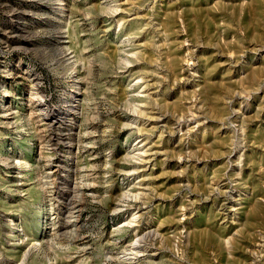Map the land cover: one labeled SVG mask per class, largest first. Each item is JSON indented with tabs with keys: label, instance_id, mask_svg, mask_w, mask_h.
Here are the masks:
<instances>
[{
	"label": "rangeland",
	"instance_id": "1",
	"mask_svg": "<svg viewBox=\"0 0 264 264\" xmlns=\"http://www.w3.org/2000/svg\"><path fill=\"white\" fill-rule=\"evenodd\" d=\"M0 264H264V0H0Z\"/></svg>",
	"mask_w": 264,
	"mask_h": 264
},
{
	"label": "bare ground",
	"instance_id": "2",
	"mask_svg": "<svg viewBox=\"0 0 264 264\" xmlns=\"http://www.w3.org/2000/svg\"><path fill=\"white\" fill-rule=\"evenodd\" d=\"M120 8V7H119ZM55 113H50L49 114V116H47V115H45V119L46 120H49V122L51 123V122H55L54 120H57L58 118L54 115ZM53 119V118H55L54 120H50V119ZM44 118H43V120H45ZM61 122V120H59V121H57L56 123H60ZM49 124V123H48ZM52 124H54V123H52ZM52 124H50V125H52ZM52 144H56V143H52ZM54 146H57V145H54ZM154 149V148H153ZM137 150H138V152H136L135 153V155L138 157V160L140 161V162H142V163H144V162H149V161H147V160H150V157H151V155H150V157H148L147 155L149 154V152L151 151V149L150 148H137ZM153 151V150H152ZM134 155V156H135ZM61 195L63 196V195H65V196H67V192H64L63 191V188H62V186L61 185H57V190H56V202H58L59 201V199L61 198ZM63 200V199H62ZM55 202V203H56ZM59 204V203H58ZM73 224V223H72ZM71 225V222H70V220H64L63 221V223H61L60 224V227H62V228H64V227H69ZM136 248H137V246H136V244H132L131 245V248H130V250H131V254H132V252H134L132 249H134V250H136ZM135 252H137V251H135ZM129 254V253H128ZM129 258V257H128Z\"/></svg>",
	"mask_w": 264,
	"mask_h": 264
}]
</instances>
